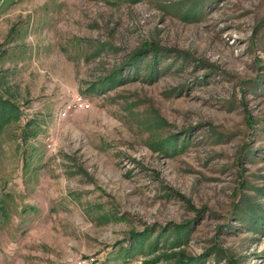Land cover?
<instances>
[{
    "label": "rangeland",
    "instance_id": "1",
    "mask_svg": "<svg viewBox=\"0 0 264 264\" xmlns=\"http://www.w3.org/2000/svg\"><path fill=\"white\" fill-rule=\"evenodd\" d=\"M0 95V264H264V0H0Z\"/></svg>",
    "mask_w": 264,
    "mask_h": 264
},
{
    "label": "trees",
    "instance_id": "2",
    "mask_svg": "<svg viewBox=\"0 0 264 264\" xmlns=\"http://www.w3.org/2000/svg\"><path fill=\"white\" fill-rule=\"evenodd\" d=\"M17 109L15 108V105L10 102V100L3 98L0 95V134L1 129L9 124L11 121H18L19 119V113H17ZM2 203V201H0ZM0 212H2V217L5 214L4 205L2 203V206L0 205ZM1 217V218H2ZM180 264H184V262H181Z\"/></svg>",
    "mask_w": 264,
    "mask_h": 264
},
{
    "label": "built area",
    "instance_id": "3",
    "mask_svg": "<svg viewBox=\"0 0 264 264\" xmlns=\"http://www.w3.org/2000/svg\"><path fill=\"white\" fill-rule=\"evenodd\" d=\"M71 106L72 107H75V108H80L81 109V108H88L89 107V104L86 102V100L83 99V97L76 96L72 100ZM64 113H62V116H64Z\"/></svg>",
    "mask_w": 264,
    "mask_h": 264
}]
</instances>
